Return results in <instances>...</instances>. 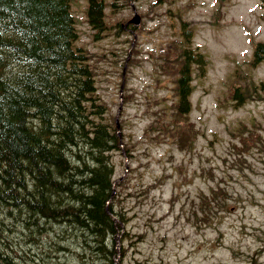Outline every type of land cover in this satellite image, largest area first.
<instances>
[{"label": "rangeland", "instance_id": "1", "mask_svg": "<svg viewBox=\"0 0 264 264\" xmlns=\"http://www.w3.org/2000/svg\"><path fill=\"white\" fill-rule=\"evenodd\" d=\"M88 1L70 0L88 79L67 178L53 174L47 198L18 175L22 188L0 204V264H264V61H251L261 1L96 0L99 27ZM185 50L204 61L187 62L190 111L179 114ZM96 158L113 170L117 223L97 240L77 212L88 192L75 188Z\"/></svg>", "mask_w": 264, "mask_h": 264}, {"label": "trees", "instance_id": "2", "mask_svg": "<svg viewBox=\"0 0 264 264\" xmlns=\"http://www.w3.org/2000/svg\"><path fill=\"white\" fill-rule=\"evenodd\" d=\"M260 1L264 9V0ZM101 5L88 1V21L95 27H99ZM75 25L70 0H0V185L6 187L0 188V204L8 203L10 194L22 188L19 174L26 173L38 185L48 186L47 198L58 196L52 175L67 178L64 148L74 143L78 132L83 116L78 97L88 79L86 70L75 67L79 55L74 46ZM252 53V63L264 61V42L255 43ZM183 55L176 87L179 114L190 111L192 77L187 62L204 61L202 54L194 58L185 50ZM239 93L236 87L234 96L240 100ZM92 143V148L102 145L96 136ZM9 170L8 177L1 176ZM112 173L106 160L96 158L84 183L75 186L88 192L77 198V212L95 240L104 238L106 232L114 234L117 226L114 212L110 207L107 210L106 204L111 200ZM22 206L23 201L16 205ZM40 207L44 213L51 205L48 202Z\"/></svg>", "mask_w": 264, "mask_h": 264}, {"label": "water", "instance_id": "3", "mask_svg": "<svg viewBox=\"0 0 264 264\" xmlns=\"http://www.w3.org/2000/svg\"><path fill=\"white\" fill-rule=\"evenodd\" d=\"M136 19H137V18H135V19H134V20H132V21H134V22H137V21H136Z\"/></svg>", "mask_w": 264, "mask_h": 264}, {"label": "bare ground", "instance_id": "4", "mask_svg": "<svg viewBox=\"0 0 264 264\" xmlns=\"http://www.w3.org/2000/svg\"><path fill=\"white\" fill-rule=\"evenodd\" d=\"M241 93V92H240ZM240 93H239V95H240ZM14 224V223H13ZM5 260V259H4Z\"/></svg>", "mask_w": 264, "mask_h": 264}]
</instances>
